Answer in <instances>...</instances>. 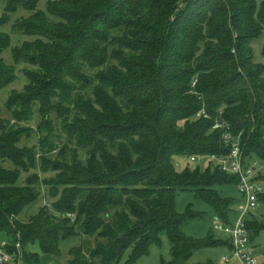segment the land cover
I'll list each match as a JSON object with an SVG mask.
<instances>
[{"label": "trees", "instance_id": "16d2710c", "mask_svg": "<svg viewBox=\"0 0 264 264\" xmlns=\"http://www.w3.org/2000/svg\"><path fill=\"white\" fill-rule=\"evenodd\" d=\"M18 11L26 14L13 31L34 38L12 46L0 31V52L11 47L27 80L0 97V237L11 249L21 243L26 264L63 255L61 244L78 236L93 244L71 247L66 264L147 255L164 231L168 264H190L202 248L231 250L229 239L188 236L183 223L201 212H178L176 198L193 191L230 222L233 198L218 187L236 176L211 161L178 170L174 158L227 154L229 131L250 160L264 161V62L253 47L264 0H47L44 9L6 0L0 25ZM16 79L0 58V89ZM203 109L209 117H197ZM36 117L37 127L26 125ZM44 187L58 214L41 205L21 220ZM247 227L254 245L264 221L252 214Z\"/></svg>", "mask_w": 264, "mask_h": 264}, {"label": "rangeland", "instance_id": "374dc122", "mask_svg": "<svg viewBox=\"0 0 264 264\" xmlns=\"http://www.w3.org/2000/svg\"><path fill=\"white\" fill-rule=\"evenodd\" d=\"M46 1L47 0H40V8L44 9L46 7ZM5 4H6V0H0L1 12H3L5 8ZM24 14H26V12L18 11L16 13H13L11 15V19L8 22L0 25V31L6 33L11 37L12 46L21 44L26 40H32L34 38V36L32 35L20 34L13 31V24L15 23L16 19L21 16H24ZM263 43H264V35L259 38H256L253 41L256 60L261 62H264V57L262 54ZM0 58H2L7 64L15 65V70L17 74V79L14 83L0 89V97L2 99V102L4 103L12 89L22 90L24 85L27 83V80L23 74V69L25 68L26 65H24V63H15L13 61L11 54V47L6 48L2 52H0ZM3 109H4V115L9 117V114L6 111L4 105H3ZM38 122H39L38 118L36 117L33 121L26 123V125L35 128L37 127ZM57 131L60 132V129H57ZM25 142L29 145H33L37 143V139L34 136L32 139H29ZM174 160L178 170H183L186 167L194 168L197 166H200L202 169H204L208 165V161L206 160L193 162L190 160L189 156L178 155L175 156ZM258 162L259 165L261 166L260 172L264 175V161L258 160ZM3 166L7 168H12V163L6 161L5 163H3ZM38 172H40L42 178L53 175L52 172L42 173V171H40L39 169ZM28 175L29 174L24 173L20 177L19 183H23ZM45 189L46 188L44 187L42 192L43 193L42 199L36 201L35 203L29 205L24 209V211L20 215L21 220L27 221L28 219H30L31 216L36 214V212L38 211L41 205H47L50 208L51 212L55 213L56 215L58 214L56 211L53 210L51 206L52 199L49 197V195H47ZM218 190L220 191L222 196L233 198V203L231 205V211H230V215H231L230 222H232L238 217V205L242 200V196L235 184L220 185L218 187ZM188 207H191L192 209L201 212V217L193 218L183 223L182 229L188 236L194 238H203L208 236L209 234H213L216 238H221V239L227 238L226 234L213 230L214 221L216 219L221 220L222 218L218 215V213L210 204L197 197L193 191L190 190L178 191L176 198V210L180 213H184ZM253 214L257 218L264 221V204L259 203L257 209L253 212ZM70 216L74 217V215H70ZM87 243L93 244V241L89 240L85 236H78L75 238H71L67 241H64L61 244L64 260L65 259L67 260V258L69 257L68 254H69V249L71 247L77 245H86ZM254 243L255 246H257L254 250V253L258 258L259 262L261 264H264V230L261 231L259 236L255 239ZM34 249L35 246L31 248V250L33 251ZM208 249L210 248H202L196 251L194 255L191 257L189 263L193 264L197 261H205V259L208 256L207 253H209ZM61 257L62 255L55 256V255L42 254L40 264H62L63 260ZM171 260H172V244L169 240L167 232L164 231L160 234V241L158 243H153L150 246L149 253L147 255L134 258L132 256V251L128 250L118 264H168Z\"/></svg>", "mask_w": 264, "mask_h": 264}, {"label": "built area", "instance_id": "2783aa9c", "mask_svg": "<svg viewBox=\"0 0 264 264\" xmlns=\"http://www.w3.org/2000/svg\"><path fill=\"white\" fill-rule=\"evenodd\" d=\"M196 81L193 82V85ZM209 117L203 109L197 114V117ZM223 122L217 121L214 129L221 128ZM225 142L230 146L227 154L192 156L191 161L206 160L213 162L225 172L236 176V186L242 196L238 205V217L232 222L216 219L213 223V230L226 234L231 244V256L238 259L240 264H260L254 253L250 242V233L247 227V220L261 203V197L264 195V180L259 178L260 168L257 159L250 160L244 152L241 145L240 136H235L226 131L223 134ZM12 243L8 239L0 241V264H26L21 243L15 244V249H11ZM230 255L223 256L224 262H229Z\"/></svg>", "mask_w": 264, "mask_h": 264}, {"label": "crops", "instance_id": "0c3cea01", "mask_svg": "<svg viewBox=\"0 0 264 264\" xmlns=\"http://www.w3.org/2000/svg\"><path fill=\"white\" fill-rule=\"evenodd\" d=\"M2 239H5L4 236L0 237V241ZM225 239H228V237L225 238ZM253 246H254L253 248L255 250V248L257 247V246H255V243H254ZM208 248H210V249H208L209 250L208 251L209 253H207L208 256L205 259V261H197V262H195L193 264H199V263H203V264H206V263L207 264H240V262L238 261V259H236L235 257H232L231 256V250L229 249V247L220 244V245L213 246V247H208ZM211 248H213V249H211ZM36 250H38V247L37 246H35L34 251H36ZM44 255H49V254H44ZM225 255H230L231 256V259H230L229 262H224L222 260L223 256H225ZM61 258L63 260L62 261V264H66V259L64 260L63 255H62ZM190 260H191V258H190Z\"/></svg>", "mask_w": 264, "mask_h": 264}, {"label": "bare ground", "instance_id": "6f19581e", "mask_svg": "<svg viewBox=\"0 0 264 264\" xmlns=\"http://www.w3.org/2000/svg\"><path fill=\"white\" fill-rule=\"evenodd\" d=\"M235 210V209H234ZM234 216V215H233ZM222 220V219H221ZM254 247V246H253Z\"/></svg>", "mask_w": 264, "mask_h": 264}]
</instances>
